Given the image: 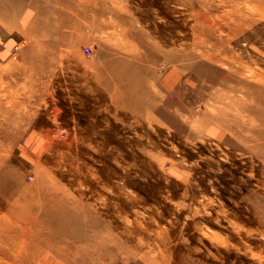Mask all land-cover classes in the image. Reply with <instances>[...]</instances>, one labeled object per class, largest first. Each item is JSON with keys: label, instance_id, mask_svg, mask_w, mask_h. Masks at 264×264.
<instances>
[{"label": "rangeland", "instance_id": "1", "mask_svg": "<svg viewBox=\"0 0 264 264\" xmlns=\"http://www.w3.org/2000/svg\"><path fill=\"white\" fill-rule=\"evenodd\" d=\"M62 1L0 0V264H264V78L220 77L264 72V0H101L63 25ZM177 47L217 58L183 73ZM114 62L153 107L122 103ZM20 185L69 211L58 239L13 216Z\"/></svg>", "mask_w": 264, "mask_h": 264}, {"label": "bare ground", "instance_id": "2", "mask_svg": "<svg viewBox=\"0 0 264 264\" xmlns=\"http://www.w3.org/2000/svg\"><path fill=\"white\" fill-rule=\"evenodd\" d=\"M99 1H101V0H63L62 1L63 8H62V12H61L62 13L61 14L62 25L65 24V22L67 23L68 20H70L69 17L71 16L70 15L71 13L76 15L78 13L80 14L83 12L81 15H84L85 14L84 11H87L89 8H93V9L96 8V6H98L100 4ZM109 10H111V9H109ZM66 12H68V13H66ZM111 13H113L112 15H114L115 17L117 16L116 18H118L119 20H122V22L128 24L129 30L134 35L138 36L140 39H143V38L147 39V37L144 34V31L142 29L135 27V23L138 22L135 17H133L132 15H130V16L129 15H121L118 12H116L115 10H111ZM116 18L112 19V21H115ZM54 23L55 24L49 23L51 25L50 28H55L54 25H57V22H54ZM40 32L42 34L47 33V31H45V29H40ZM132 51H135V50L132 49ZM195 51H197V52H195ZM33 55L34 54H32V56ZM163 56L167 60H170V61H176V62L181 61L182 63H180L177 66V68L179 71H181L183 73H187L188 71H191V69H193L195 67L194 62L196 59H199V60L204 59L207 61L212 59V61H216V59H215L216 56L212 57V56H210V53H207V52L203 51L202 49L195 50L194 48L188 49L186 47H177L173 54L169 55V54L163 53ZM35 59H37V58L35 57ZM238 63H239V61H238ZM37 64H39V63H37ZM33 67L31 69L32 71H33ZM202 67L205 68V67H209V66L204 61H202L201 65H200V69ZM131 68L135 69V64L130 63V62L127 64H125V63L123 64L121 62L120 63H118V62L113 63L112 72H113V75L115 74L113 76L114 77L113 80H115V85H116L115 89H116V92L119 94V96L122 98V103H124L128 106H134L137 102L147 101L148 105L150 107H153L158 102L159 96H156V94H153L151 92L152 89L150 90L149 88L145 92H141V89H139L137 86H135L133 81L129 82L124 75V70L128 72V70H132ZM36 69H38V68L36 67ZM36 69H35V71H36ZM28 73H30V72L28 71ZM32 73L34 74V72H31L30 74H32ZM236 74H238L239 76L242 74L247 75V76L249 75L252 79H255L257 81L264 78V72H256V71H251V70H249L247 72H240L239 70H236V72H234V73L224 72L220 77L222 78L223 82L228 83L230 85V83H232V81H233V76ZM198 75L200 76V74H198ZM106 82H107V84H110L111 80L106 79ZM146 83H145V86L148 87V85H150V83L149 82H146ZM256 87L259 88L258 83L256 84ZM151 88H152V86H151ZM141 93H145L146 95L145 94L141 95ZM139 96H141V97H139ZM218 97L221 98L220 95H218ZM263 97H264V94H263ZM179 109H180V107H179ZM220 116H222V112H220L219 115H218V113H216V115L214 117L213 116L212 117L211 116H205L202 119V122L212 120V118L218 120ZM3 157L4 156L0 151V168L3 165H5L4 163H6V161L4 160L5 158H3ZM12 174H16L14 170L5 169L4 172L2 171V173L0 174V178L5 179L8 176H11ZM18 174H19V171H17L16 175H18ZM43 179H44V182L48 181L47 177H45ZM28 188H29L28 186L20 185V187L16 188L15 191L10 194V200H11L12 207H13L11 209L13 216H16L18 218H22L23 220L30 222V224L27 227H24L25 231H27V230L34 231L35 224H37V222L40 223L39 229L42 230L44 227L42 219H43V217H45L47 219V222H48L47 227L50 230L52 229L54 231L56 239H58L61 229H63V232H65L67 229V223H69V219H70L69 211L63 210L62 207L58 203L53 202L51 199H49L47 197H41V196H39V194L37 192L30 191ZM46 189H49V187H46ZM0 221H1V219H0ZM1 223H4V222H1Z\"/></svg>", "mask_w": 264, "mask_h": 264}, {"label": "crops", "instance_id": "3", "mask_svg": "<svg viewBox=\"0 0 264 264\" xmlns=\"http://www.w3.org/2000/svg\"><path fill=\"white\" fill-rule=\"evenodd\" d=\"M42 264H53L52 262H45V261H40ZM40 262H33V264L37 263V264H41Z\"/></svg>", "mask_w": 264, "mask_h": 264}, {"label": "built area", "instance_id": "4", "mask_svg": "<svg viewBox=\"0 0 264 264\" xmlns=\"http://www.w3.org/2000/svg\"><path fill=\"white\" fill-rule=\"evenodd\" d=\"M87 51H88V53H91V49L90 48H87Z\"/></svg>", "mask_w": 264, "mask_h": 264}]
</instances>
